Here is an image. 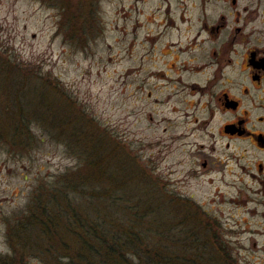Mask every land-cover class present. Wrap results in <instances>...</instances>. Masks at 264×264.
<instances>
[{
  "label": "rangeland",
  "instance_id": "374dc122",
  "mask_svg": "<svg viewBox=\"0 0 264 264\" xmlns=\"http://www.w3.org/2000/svg\"><path fill=\"white\" fill-rule=\"evenodd\" d=\"M197 2L0 0V264H57L45 253L53 243L48 236L55 241V235L41 234L38 223L32 232L25 220L40 212L37 198L54 192L61 197L56 189H62L63 175L84 166L90 141L102 145L114 176L109 183L118 184L107 201L94 198L93 205H108V213L130 229L129 210L122 207L133 204L126 196L137 193V208L151 206L154 219L200 264H264V191L232 186L228 172L205 173L193 164L195 155L182 142H207L208 133L175 121L167 92L155 88V80L135 90L152 60L163 67L166 57L156 49L183 37L181 15L188 8L194 13ZM167 7L175 27L158 37ZM152 45L154 54H148ZM55 82L59 88L48 91L46 105L32 104L36 84ZM14 88L22 105L17 100L20 105L11 106ZM34 109L47 117L58 110L54 131L44 129L50 121L28 111ZM71 115L82 125L73 134L65 122ZM217 129L212 121L206 131ZM182 130L193 133L172 142ZM90 132L101 139L87 135L84 146L81 139ZM88 197L78 195L77 203L87 206ZM65 202L69 206L63 197ZM157 242L165 243L153 236L151 244Z\"/></svg>",
  "mask_w": 264,
  "mask_h": 264
},
{
  "label": "flooded vegetation",
  "instance_id": "af4514ba",
  "mask_svg": "<svg viewBox=\"0 0 264 264\" xmlns=\"http://www.w3.org/2000/svg\"><path fill=\"white\" fill-rule=\"evenodd\" d=\"M166 11L158 37L175 27ZM192 12L188 8L181 15L183 37L156 49L166 57L163 67L152 60L135 90L155 80L153 86L167 92L175 121L192 122L193 129L208 133L207 142H182L193 151V164L205 173L228 172L232 186L264 191V0H198ZM153 50L152 45L148 54ZM173 52L174 60L168 61ZM212 121L218 124L216 132L206 131ZM192 133L182 130L172 142Z\"/></svg>",
  "mask_w": 264,
  "mask_h": 264
},
{
  "label": "trees",
  "instance_id": "16d2710c",
  "mask_svg": "<svg viewBox=\"0 0 264 264\" xmlns=\"http://www.w3.org/2000/svg\"><path fill=\"white\" fill-rule=\"evenodd\" d=\"M58 88L59 85L56 82L52 84H36L35 89L38 90L39 95L36 96L37 100L33 99L32 104L46 105L45 97L49 95L48 91H57ZM13 90V93H11V106L22 105L23 101L15 97L16 88ZM45 92L47 93L45 94ZM17 100L21 103L19 104ZM28 111L35 113L36 115L33 117L43 123L45 120L50 121L48 125H43L46 131H54L58 123H60L59 120L61 118H59L58 110L51 117L45 116L43 112L37 109ZM65 122L67 126L73 129L72 134L75 129L82 127L77 119L75 121L72 118V115ZM85 127L87 126L85 125ZM87 135L99 138L91 132L90 134L85 133L84 138L81 139L84 146L89 140ZM87 149L90 158L84 160V166L80 170L67 172L63 175L62 189H56L61 194V197L55 196L56 192L49 194L43 199L36 197L37 207L40 212L36 213L34 211L31 216L33 219L28 217L25 220L32 232L35 231L34 228H37L38 223L39 227L41 225L42 228V230H39L41 234L44 233L47 236L55 235V241L48 236L53 243L49 242L50 244L45 249V253H52L51 255L57 264H200V259H196L200 258L199 256H189L185 247L187 245H179L177 242L179 239L170 236L171 233H168L167 228H164L161 222L155 220L156 218L154 219L153 215H151L154 212L151 206L148 204L142 206L151 209L144 208L140 210L137 208V206L140 207L139 201H141L136 197L139 194L134 193L132 196H126L128 199L125 201L133 204L129 205L128 208L122 207L123 210H129L128 222L129 225H132L130 229H128L127 222L122 223L116 220L115 215L108 213V205H93L94 201L92 199L94 198L107 201L111 197L109 193L113 192L112 187H116L118 184L109 183L112 182L111 177L114 176H112L113 174L107 166L108 158L100 153L102 152V145L92 144L90 141ZM118 169L121 170V167L119 166ZM119 172L117 170L114 171L117 176ZM84 193L89 194L87 206H81L77 203L78 195L81 196ZM63 197L69 202V206L66 202L62 203ZM117 200L119 201L121 198H117ZM147 202H150V200ZM117 204L119 205L120 202H117ZM143 217L148 222L140 224V218L142 219ZM155 221L160 223L157 229L154 226ZM181 230H178L181 234L179 236L180 239L183 238V231ZM17 234H19V237H25L23 233ZM152 235L159 241H164L166 245H164L165 243L162 244V242L151 244Z\"/></svg>",
  "mask_w": 264,
  "mask_h": 264
}]
</instances>
